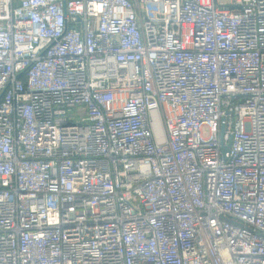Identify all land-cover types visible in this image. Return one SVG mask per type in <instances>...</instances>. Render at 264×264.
Instances as JSON below:
<instances>
[{
  "label": "built area",
  "instance_id": "obj_1",
  "mask_svg": "<svg viewBox=\"0 0 264 264\" xmlns=\"http://www.w3.org/2000/svg\"><path fill=\"white\" fill-rule=\"evenodd\" d=\"M0 264H264V0H0Z\"/></svg>",
  "mask_w": 264,
  "mask_h": 264
},
{
  "label": "water",
  "instance_id": "obj_2",
  "mask_svg": "<svg viewBox=\"0 0 264 264\" xmlns=\"http://www.w3.org/2000/svg\"><path fill=\"white\" fill-rule=\"evenodd\" d=\"M230 142H231V139H229L228 143H222L221 145V156L226 158L225 154L226 152L228 151L229 147H230Z\"/></svg>",
  "mask_w": 264,
  "mask_h": 264
}]
</instances>
